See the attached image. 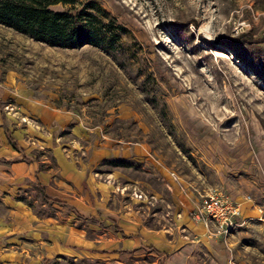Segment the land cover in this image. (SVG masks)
<instances>
[{"label": "rangeland", "instance_id": "374dc122", "mask_svg": "<svg viewBox=\"0 0 264 264\" xmlns=\"http://www.w3.org/2000/svg\"><path fill=\"white\" fill-rule=\"evenodd\" d=\"M96 1L127 30L112 53L0 25L6 139L47 159L59 142L93 171L66 203L17 194L36 216L0 264H264V0ZM213 190L241 197L226 232L198 213Z\"/></svg>", "mask_w": 264, "mask_h": 264}, {"label": "crops", "instance_id": "0c3cea01", "mask_svg": "<svg viewBox=\"0 0 264 264\" xmlns=\"http://www.w3.org/2000/svg\"><path fill=\"white\" fill-rule=\"evenodd\" d=\"M42 110V109H41ZM43 114L46 118L41 117L40 127L44 131H55L54 126H61V113L56 110L43 109ZM42 121V122H41ZM57 121V122H53ZM57 123V124H56ZM13 132L16 131L13 127ZM13 134H16L13 133ZM35 143L25 141L10 142L6 139L3 133V127L0 126V239H7L8 243L13 238L15 231H18L19 220L23 222V227L27 228L35 218V214L29 208V205L18 198L19 193L26 194L30 185H36L39 190L56 202H63L70 200L69 197L77 198L81 195L78 192L69 189L68 181L78 179L74 183L77 189L86 188L85 173H93L92 169L83 161L70 160L64 153V147L59 142H50L46 140L43 144L47 151L50 152L51 158L47 159L44 155L36 156L34 152ZM79 185V186H78ZM236 190V188H233ZM87 190L82 195L91 196ZM236 198V197H235ZM237 196V200H239ZM245 199H247L245 197ZM239 200V214L240 204ZM18 220V222H17ZM16 221V222H15ZM63 246H60L59 252H62ZM93 252L110 251L123 252L125 249L117 248H100L90 249ZM67 251V250H66ZM175 251H167L165 256H171ZM46 257H43L44 259ZM166 264H173L172 262Z\"/></svg>", "mask_w": 264, "mask_h": 264}, {"label": "trees", "instance_id": "16d2710c", "mask_svg": "<svg viewBox=\"0 0 264 264\" xmlns=\"http://www.w3.org/2000/svg\"><path fill=\"white\" fill-rule=\"evenodd\" d=\"M0 25L50 47L107 53L127 33L96 0H0Z\"/></svg>", "mask_w": 264, "mask_h": 264}, {"label": "built area", "instance_id": "2783aa9c", "mask_svg": "<svg viewBox=\"0 0 264 264\" xmlns=\"http://www.w3.org/2000/svg\"><path fill=\"white\" fill-rule=\"evenodd\" d=\"M198 213L203 220L212 221L219 232H226L235 224V217L239 214V200L213 190L202 196Z\"/></svg>", "mask_w": 264, "mask_h": 264}]
</instances>
